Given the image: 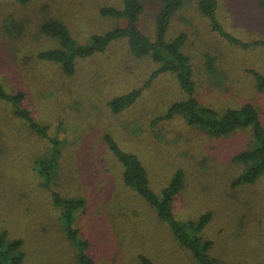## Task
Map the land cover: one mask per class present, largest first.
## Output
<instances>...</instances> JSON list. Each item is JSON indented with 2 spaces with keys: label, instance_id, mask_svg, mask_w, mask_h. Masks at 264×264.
<instances>
[{
  "label": "rangeland",
  "instance_id": "374dc122",
  "mask_svg": "<svg viewBox=\"0 0 264 264\" xmlns=\"http://www.w3.org/2000/svg\"><path fill=\"white\" fill-rule=\"evenodd\" d=\"M141 29L154 36L160 0H143ZM186 0L172 20L169 36L185 33L199 100L225 111L254 103L264 122V91L256 88L251 70L264 73V46L245 48L212 29L199 8ZM225 29L243 40L264 39V11L257 0H218ZM120 7L121 0H3L0 5V84L23 92L15 105L0 97V231L26 240L28 264H75L72 248L60 226V210L40 184L34 166L49 141L34 132L27 109L53 136L65 140L57 189L84 196L79 216L97 264H138L145 253L155 264H198L185 252L155 209L122 179V166L104 142L111 134L120 146L136 153L160 192L183 168L185 185L175 196L178 218H212L203 235L213 240L212 254L225 264H264V175L256 182L234 185L245 165L235 156L248 146L249 132L222 136L206 133L182 114L159 118L186 98L175 72L163 71L148 83L159 63L130 51L127 38L112 41L104 51L76 59L75 73L59 62L42 59V51L60 45L44 29L60 21L77 44L125 24V17L101 15L100 7ZM9 31V32H6ZM215 58L217 71L207 68ZM143 88L128 109L114 113L109 101Z\"/></svg>",
  "mask_w": 264,
  "mask_h": 264
},
{
  "label": "trees",
  "instance_id": "16d2710c",
  "mask_svg": "<svg viewBox=\"0 0 264 264\" xmlns=\"http://www.w3.org/2000/svg\"><path fill=\"white\" fill-rule=\"evenodd\" d=\"M3 0H0V5ZM18 1V0H17ZM29 2L30 0H19ZM264 11V0H257ZM161 6L156 14L154 36L141 29V19L146 11L143 0H121V6L104 5L100 13L108 17H125V24L108 31L104 35H96L88 44H77L72 38L67 26L60 21L45 23L48 34L59 38L60 45L56 48L42 51V59L59 62L65 73L72 75L76 70V59L104 51L108 44L116 39L127 38L130 51L140 57L149 56L159 63V68L152 74L148 83L163 71L175 72L181 87L186 94L182 101L175 102L168 113L159 119H169L182 114L190 124H197L206 133L225 135L236 130L249 133L248 146L235 156V162L245 165V169L234 180V185H244L258 181L264 175V122L259 108L252 102H245L238 107L221 111L215 107L203 104L198 96V86L194 78L193 65L190 57L184 51L187 41L186 34L181 33L175 38L169 36L171 23L177 12L184 6L186 0H160ZM199 8L208 18L212 29L225 37L229 42L240 44L245 48L264 46V39L243 40L227 31L218 17V0H200ZM6 32H9L6 30ZM215 58L208 57L207 68L211 73L217 71ZM256 82V88L264 91V73L251 70ZM143 88H136L122 95L113 97L109 106L114 113L130 108L140 97ZM0 97L15 105L25 97L23 92H8L0 84ZM15 112L28 116L29 125L34 132L49 141V148L37 157L34 169L40 178V184L50 191L53 205L60 210L59 220L62 232L72 248L75 264H97L90 252L91 242L82 233L78 224L79 216L86 211L88 202L84 196H70L58 191L59 174L63 166V148L65 140L53 136L49 126L39 123L30 111L15 107ZM108 150L116 156L122 166V179L146 203L153 207L161 220L168 225L176 240L191 255L198 264H225L212 254L214 242L203 235L212 218L207 212L198 219H181L175 213L173 206L175 196L185 185L183 168H178L170 182L160 192L151 186L149 171L141 158L134 152L123 149L111 134L104 135ZM0 264H28L26 240L13 235L12 231L3 228L0 231ZM138 264H155L152 257L145 253L138 256Z\"/></svg>",
  "mask_w": 264,
  "mask_h": 264
}]
</instances>
